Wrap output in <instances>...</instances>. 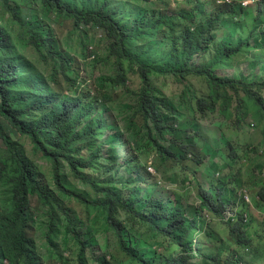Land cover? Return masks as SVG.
Wrapping results in <instances>:
<instances>
[{"label":"trees","instance_id":"1","mask_svg":"<svg viewBox=\"0 0 264 264\" xmlns=\"http://www.w3.org/2000/svg\"><path fill=\"white\" fill-rule=\"evenodd\" d=\"M153 1L0 0V264H41L27 233L32 198L48 208L49 234L54 232L59 215L65 214L66 230L78 244L77 264H88L87 251L93 245L90 238L80 235L70 213L41 180L34 160L13 141L14 136L29 139L33 151L50 162L60 193L81 203L88 213L102 212L119 248L141 264H264V235L255 228L246 196L240 198L230 176L213 174L208 185L197 182L201 204L192 215L182 193L158 192L155 182L153 193L141 186L152 179L146 167L150 151L157 154L162 166L173 171L188 154L199 157L190 152V144L173 138L176 120L165 114L167 104L151 87V73L203 79L208 94L197 98L194 106L202 116L217 112L236 118L239 125L249 117L264 122V99L256 93L264 90V81L222 77L216 72L226 60L253 45L250 34L256 28L245 40L232 39L235 45H214L207 59L199 61L197 57L207 53L220 24L238 25L234 20L243 7L223 2L214 4L209 13L206 5L214 3L212 0H185L186 6L176 10L133 14L141 4ZM259 5L263 9L252 19L254 25L264 16V0ZM42 15L69 21L74 31L101 29L110 41L109 52L118 60V67L123 68V62L133 64L140 80L137 114L149 135L143 144L134 142L131 150L125 141L120 142L124 151L121 157L114 149L105 148L102 138L111 133L112 143H118L114 133L117 127L97 110L95 93L86 88L79 90V83L72 79L69 84L75 93L62 89L55 67L62 65L61 74L68 79L67 61L53 29L44 17L46 25L40 19ZM161 29L169 39L166 50L150 44ZM136 41L143 44L138 46ZM117 82L125 84L123 74ZM166 136H173L168 144H164ZM230 150L229 158L237 162L233 146ZM63 162L74 177L86 182L94 197L77 194L63 184ZM155 167L157 170L158 165ZM98 170L112 176L103 180L82 175L83 171ZM119 173L126 178L120 181ZM259 196L264 206V186ZM214 223L225 228L218 229ZM135 228L154 233L166 245L163 258L145 259L133 243L127 246L126 236Z\"/></svg>","mask_w":264,"mask_h":264},{"label":"rangeland","instance_id":"2","mask_svg":"<svg viewBox=\"0 0 264 264\" xmlns=\"http://www.w3.org/2000/svg\"><path fill=\"white\" fill-rule=\"evenodd\" d=\"M207 2V0H200ZM212 0L207 2L206 10L210 13L214 10V4L230 1L243 7L236 16L237 26L222 23L220 29L215 32V39L210 44L206 54L199 55L197 60H205L212 52L214 45L224 43L235 45L234 38L245 40L251 32L252 46L248 50H242L240 54L226 60L216 71L219 76L240 79L243 76L247 81H264V16L254 25L252 19L261 12L263 8L259 3L262 0H246L249 5L242 6L245 0ZM186 6L185 0H155L150 3L141 4L134 11V15L140 12L176 10ZM131 8V7H130ZM264 15V11L262 13ZM53 29L56 38L59 40L61 52L67 61V78L61 74V66L57 65V79L63 90L75 93L69 80L79 83V90L89 89L98 97L97 110L103 113L104 118L117 129L116 144L112 143V133L103 137L106 142V149H114L119 157L124 151L119 145L125 141L133 150L134 142L140 145L149 138L144 121L137 114L138 95L140 80L137 78L136 70L131 62H123V68L118 67V60L109 52V39L99 28H83L74 31L72 23L61 21L57 17L41 16ZM45 23V22H44ZM46 25V23H45ZM137 45L143 42H137ZM150 44L158 50H166L169 47V39L161 29L150 41ZM28 53V52H27ZM60 62V60H57ZM130 65H129V64ZM39 64H52L50 61H40ZM59 72V73H58ZM123 74L125 84L117 82L119 75ZM151 87L167 104L165 114L175 121L176 134L166 136L181 141L184 145H191L190 152L199 154V157L192 153L188 154L186 161L178 164L175 170H171L160 164L157 154L150 151L148 162L152 171L147 167L148 175L152 177L149 183L141 186L147 193L154 192V182L160 190H171L183 194L188 210L196 213L200 209L201 197L198 195L197 182L209 184L217 177L230 176L232 186L238 188L240 198L246 196L248 209L255 219V228H260L264 235V206L259 192L264 186V122L257 123L252 117L239 125L236 118L229 119L221 114L207 113L200 115L194 110L196 99L206 97L208 86L200 77L188 76L180 78L173 74L151 73ZM59 87V84H56ZM70 89V90H69ZM264 99V90L256 91ZM232 95V93H230ZM235 105V98L233 106ZM156 136L153 137V139ZM13 141L20 143L26 154L32 158L41 175V180L48 185L55 194L58 201L70 213L72 223L77 226L78 232L83 238H90L93 244L87 251L88 264H141L140 261L132 259L125 251L119 248L114 233L107 229L103 214L100 211L92 210L86 212V208L69 195L60 193L54 183L51 164L41 154L33 151V146L26 137L14 136ZM3 146L0 140V147ZM233 146L239 160L233 162L229 158ZM149 151V149H148ZM233 151V150H232ZM235 154V155H236ZM201 163L198 164L197 161ZM103 162V160H101ZM61 174L63 184L75 193L85 197H94L86 182L73 176L66 162L61 163ZM156 165H158L156 170ZM86 178L105 179L112 176L105 170L83 171ZM121 181L126 178L124 173L118 174ZM196 180L193 182V179ZM94 194V193H93ZM243 194V196H242ZM48 208L39 205L36 198L31 199L29 210L28 235L33 239L36 253L41 264H77L78 244L72 235L66 230L65 214H60L57 226L53 233L49 234ZM218 229L225 228L223 225L214 223ZM127 246L130 244L139 249L145 259L156 258L160 260L166 254L167 247L161 240L156 238L154 233L147 232L144 228H135L131 235L126 236Z\"/></svg>","mask_w":264,"mask_h":264},{"label":"built area","instance_id":"3","mask_svg":"<svg viewBox=\"0 0 264 264\" xmlns=\"http://www.w3.org/2000/svg\"><path fill=\"white\" fill-rule=\"evenodd\" d=\"M248 4H249V2H246V1L243 2V5H244V6H247ZM150 166H151V165L148 166V167H149L148 169H149L150 171H152V168H151Z\"/></svg>","mask_w":264,"mask_h":264},{"label":"clouds","instance_id":"4","mask_svg":"<svg viewBox=\"0 0 264 264\" xmlns=\"http://www.w3.org/2000/svg\"><path fill=\"white\" fill-rule=\"evenodd\" d=\"M245 1H246V0H245ZM245 1H243V2H245ZM219 2H221V0H220ZM243 2H242V6H244V5H243ZM229 3H231V1H230ZM248 5H249V4H248ZM149 165H151V164H149Z\"/></svg>","mask_w":264,"mask_h":264}]
</instances>
